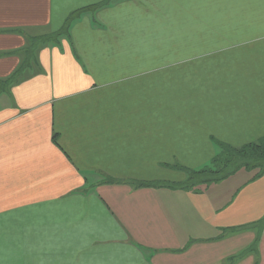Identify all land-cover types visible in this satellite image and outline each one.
<instances>
[{"label": "crops", "instance_id": "0c3cea01", "mask_svg": "<svg viewBox=\"0 0 264 264\" xmlns=\"http://www.w3.org/2000/svg\"><path fill=\"white\" fill-rule=\"evenodd\" d=\"M103 1L0 0V264H264V172L172 169L264 139V0H115L62 32Z\"/></svg>", "mask_w": 264, "mask_h": 264}, {"label": "trees", "instance_id": "16d2710c", "mask_svg": "<svg viewBox=\"0 0 264 264\" xmlns=\"http://www.w3.org/2000/svg\"><path fill=\"white\" fill-rule=\"evenodd\" d=\"M115 0H104L98 5L86 7L70 13L62 32H67L70 24L80 15L95 12L97 9L109 5ZM180 169L187 175V179L181 184L184 189H191L198 184H210L224 180L240 169L257 170L258 177L264 172V139L247 145L241 149L222 146L218 153L210 161V164L195 171L185 167H172ZM138 186H149L151 183L138 182Z\"/></svg>", "mask_w": 264, "mask_h": 264}, {"label": "rangeland", "instance_id": "374dc122", "mask_svg": "<svg viewBox=\"0 0 264 264\" xmlns=\"http://www.w3.org/2000/svg\"><path fill=\"white\" fill-rule=\"evenodd\" d=\"M241 171L245 172V171H249V170H245V169H241ZM255 173V172H254ZM253 174V173H252Z\"/></svg>", "mask_w": 264, "mask_h": 264}]
</instances>
